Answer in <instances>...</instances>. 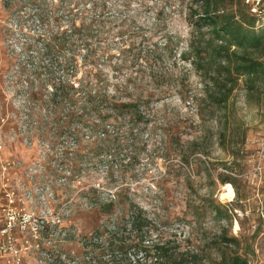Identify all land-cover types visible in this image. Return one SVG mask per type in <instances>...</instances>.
<instances>
[{
  "label": "rangeland",
  "instance_id": "1",
  "mask_svg": "<svg viewBox=\"0 0 264 264\" xmlns=\"http://www.w3.org/2000/svg\"><path fill=\"white\" fill-rule=\"evenodd\" d=\"M191 1L0 0V208L27 213L13 218L19 264H264V80L251 93L242 77L220 121L182 60ZM68 13L86 94L57 108L38 52Z\"/></svg>",
  "mask_w": 264,
  "mask_h": 264
},
{
  "label": "trees",
  "instance_id": "2",
  "mask_svg": "<svg viewBox=\"0 0 264 264\" xmlns=\"http://www.w3.org/2000/svg\"><path fill=\"white\" fill-rule=\"evenodd\" d=\"M244 1L192 0L191 4L198 6V9L193 7L188 14L192 32L187 53L182 55V60L202 74L206 90L205 102L214 114L222 116L220 121L224 122L229 121V101L240 79L245 78V88L251 93L256 90L254 86L257 82L264 80V28L260 27L259 19L250 13ZM64 18L65 23L72 28L58 30L51 37L45 38L42 53L38 52L47 57L53 68L49 76L54 80L52 96L58 100L55 104L57 108L64 102L74 103L76 95L83 93L84 89L82 87L77 90L74 87L71 70L74 49L77 47L75 44L83 42L85 37L73 28L75 20L72 14L68 13ZM35 68L36 71L40 69V64ZM123 109H130V106L125 105ZM118 112L113 115L120 119ZM128 113L137 122L144 119L139 109ZM103 126L92 125L89 130L98 133L104 129ZM104 142V149L108 151ZM219 181L221 184H234L228 176H220ZM214 213L218 220L229 222L234 210L217 204Z\"/></svg>",
  "mask_w": 264,
  "mask_h": 264
},
{
  "label": "built area",
  "instance_id": "3",
  "mask_svg": "<svg viewBox=\"0 0 264 264\" xmlns=\"http://www.w3.org/2000/svg\"><path fill=\"white\" fill-rule=\"evenodd\" d=\"M246 5L249 6L250 13L256 16L259 19V23L264 25V8H262V0H246ZM14 166L18 167L19 164ZM12 167V163H6L3 168L6 170ZM12 169V168H11ZM9 180V179H8ZM14 200H11V204L8 201L6 207L0 208V216L5 218V222L2 226H0V264H12L17 262L20 263V253L16 249V242L12 236L13 231L16 229L15 223L13 222V218L18 216L21 220L24 219L26 214L24 213V208H13ZM31 215H35L36 213H31ZM40 227V226H39ZM19 226L18 229L21 234L25 235L26 238L32 239L36 238V245L40 248L42 244H45L47 241L48 235L45 234V226L38 228V231H34L35 233H31L30 229ZM23 229V230H22ZM10 257L11 260L7 258Z\"/></svg>",
  "mask_w": 264,
  "mask_h": 264
},
{
  "label": "bare ground",
  "instance_id": "4",
  "mask_svg": "<svg viewBox=\"0 0 264 264\" xmlns=\"http://www.w3.org/2000/svg\"><path fill=\"white\" fill-rule=\"evenodd\" d=\"M229 194H232V188L229 187Z\"/></svg>",
  "mask_w": 264,
  "mask_h": 264
}]
</instances>
